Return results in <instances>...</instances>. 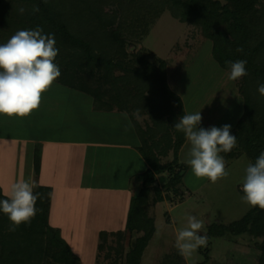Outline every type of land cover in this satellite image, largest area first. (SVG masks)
Listing matches in <instances>:
<instances>
[{"label": "trees", "instance_id": "1", "mask_svg": "<svg viewBox=\"0 0 264 264\" xmlns=\"http://www.w3.org/2000/svg\"><path fill=\"white\" fill-rule=\"evenodd\" d=\"M37 6L39 11L33 12ZM20 8L25 11L21 13ZM167 8L183 21L202 27L205 37L213 40L214 57L222 67L230 70L226 61H247V75L238 80L244 112L233 132L238 146L254 163L264 152V97L257 91L264 83V0H0V44L19 30L42 27L45 34H54L59 49L54 63L61 76L56 80L93 95L96 109L128 112L135 120L139 148L149 166L141 174L142 184L127 218V229L142 233L131 240L126 261L121 264H141L157 231L150 203L167 198L164 189L155 185L158 175L169 172L167 188L178 194L189 167L179 159L187 139L174 128L187 110L181 95L168 82V61L156 65L128 48L129 42L143 40L150 33ZM238 48L243 51L238 52ZM136 109H140L142 120L133 116ZM171 152L173 159L164 162L162 157ZM223 155L232 158L239 152L234 147ZM35 193H39L37 213L30 225L21 224L15 232L9 231L11 221L0 212V264H50V253L63 264H83L72 247L57 236L58 231L49 227L50 187L36 184ZM263 211L251 207L242 218L222 224V231L217 232L213 225L208 233L239 234L248 231L252 223L264 227ZM42 215L46 216L44 222ZM38 238L42 239L40 247L33 252L31 247ZM260 247L259 264H264V240ZM200 250L204 259L199 264H207L211 251L209 247ZM180 264L188 262L184 259Z\"/></svg>", "mask_w": 264, "mask_h": 264}, {"label": "rangeland", "instance_id": "2", "mask_svg": "<svg viewBox=\"0 0 264 264\" xmlns=\"http://www.w3.org/2000/svg\"><path fill=\"white\" fill-rule=\"evenodd\" d=\"M128 48L132 53L144 54L156 65H159L161 60L168 61V82L172 89L184 92L181 97L188 113L201 111L202 121L199 127L208 129L216 126L220 128L225 124H230L231 134L234 135V127L244 112V97L239 90V81L227 80L226 73L230 70L222 67L215 59L213 40L205 37L200 25L183 21L167 8L152 25L150 33L143 40L129 42ZM116 73L121 74L120 71H116ZM154 88L158 92L159 89ZM133 93H136L135 90ZM67 97H82L87 100L88 104L93 103L95 99L87 92L69 89L62 83L54 81L49 89L42 94L41 106L44 107V113H47V109L50 111L52 104L62 105L67 101L65 100L68 99ZM107 111L109 110H104V112ZM116 113L118 112L114 110L113 114H108L111 117L105 121V129L125 131L129 120H131L133 127L128 128V131L137 130L136 140L139 139L140 134L137 126L135 128L133 124L134 118L128 112H126L128 119L122 116V113L125 112L120 113L117 118L113 116ZM142 116L140 115V120L143 119ZM113 124L114 126H112ZM9 125L8 123L5 129L8 130ZM0 133L3 132L0 131ZM186 141L187 143H184L180 152V157L183 160L187 158L191 147L189 141ZM5 145L8 149L11 144L6 141ZM6 147L0 146V149H6ZM236 150L239 155L232 158H225L223 153H220L225 159V168L229 174L215 184H212L207 178L197 179L189 166L185 171L184 183L179 186L183 190L176 194L172 189L167 188L169 172L158 175L155 185H160L164 189L167 198L157 204L150 203V213L155 215L157 231L146 248L141 264H180L185 258L179 255L174 247L176 233L179 229L186 227L187 217L190 215L203 221L204 226L199 234L206 235L208 238L207 245L204 247H209L211 257L207 264H259L263 252L260 246L264 240V227L252 223L248 231L239 234L226 231L224 235H218L215 234V230L211 234L208 233L213 225L217 232L222 231V224L228 225L242 218L251 208L250 205L242 201L241 197L244 195L242 185L246 175L245 170L252 160L238 146V143ZM8 154L13 160L15 159L13 150ZM30 154L31 152L29 156ZM3 156L7 157V152H4L3 155V151H0V167L2 160H5ZM171 159H173L172 152L162 157L164 162ZM23 163V167L18 162L17 167L12 166V168L7 163V169H2L6 173L0 183V199H4V193L10 192L12 185L19 180L31 178L35 185L39 184L35 181L36 171L39 170L38 166L37 168L33 166L31 159L28 162L24 160ZM4 165L6 166V163ZM143 165L142 161L135 160L134 174L136 176L140 175L138 172ZM99 166L100 169L108 172V169L101 165V161H97V170ZM115 169V167L110 169L111 175L108 177L107 175L103 176L107 179L110 187L114 188L108 190V197L101 195L103 191L101 192L100 189L103 186L99 180V183L92 186L93 188L97 187L95 190L82 187L83 185L79 184L77 188L75 187L76 191L73 189L68 191L70 195L66 193L67 190L57 192L58 194H54L56 199H53L49 204L47 213L49 227L58 231L57 236L62 237L72 247V250L81 257L83 264H118L122 261L125 263L131 240L142 233L126 229L131 204L129 193L132 192V188L130 190V186H127L129 191L125 189L123 192L122 188H118L121 185L124 186L125 182H123V177L117 175ZM21 173L22 175H20ZM137 181L139 183L135 195L138 194L141 187L142 177L137 178ZM72 187H74L73 183ZM111 191L114 194L118 192L117 196H113ZM73 194H75V202ZM41 220L42 222L46 221V216L42 215ZM100 222L111 223L123 231L114 233L101 231L98 233V229L102 228ZM41 241L42 239L38 238L37 244L31 247L33 252L38 250ZM209 241L212 242L211 245ZM45 243L48 244L47 239ZM34 255L36 256L34 260L37 261V253ZM113 256L115 257L113 258ZM48 259L50 264H63L54 259L53 253H50ZM202 259H204V255L199 248L192 257L187 259V262L188 264H199Z\"/></svg>", "mask_w": 264, "mask_h": 264}, {"label": "clouds", "instance_id": "3", "mask_svg": "<svg viewBox=\"0 0 264 264\" xmlns=\"http://www.w3.org/2000/svg\"><path fill=\"white\" fill-rule=\"evenodd\" d=\"M19 11L23 13L25 9L20 8ZM38 11V6L33 8V12ZM237 51L242 52L243 49L238 48ZM58 52L54 34H45L39 26L34 30H19L7 43L0 44V114L23 118L39 107L42 94L61 76L59 66L54 63ZM226 63L230 67L226 73L228 81L236 82L247 75L246 60ZM257 91L264 97V83L258 85ZM122 116L128 119L126 112ZM133 116L141 119L140 109H136ZM201 121V111L186 113L174 128L183 132L191 145L184 162L190 166L192 174L197 179L207 178L215 184L229 174L220 153L231 152L236 147L237 137L231 134L230 124L205 129L199 127ZM130 127H133L131 120L125 130ZM245 171L241 199L251 207L258 206L264 210V152ZM35 186L31 178L19 180L12 185L10 192L4 193L6 198L0 199V212L11 221L9 231L15 232L21 224H31L39 199V193L34 194ZM203 226L202 220L190 215L186 227L177 231L174 247L186 260L207 245V236L199 234Z\"/></svg>", "mask_w": 264, "mask_h": 264}, {"label": "crops", "instance_id": "4", "mask_svg": "<svg viewBox=\"0 0 264 264\" xmlns=\"http://www.w3.org/2000/svg\"><path fill=\"white\" fill-rule=\"evenodd\" d=\"M62 84L73 89L64 83ZM174 90L176 91V89ZM176 92L183 97L184 92ZM67 98L65 99L67 101L63 102L62 105L55 106L50 103L51 108L50 111L47 109V113H44V107L40 103L37 109L23 118L0 114V131L3 132L0 133V146L6 147V141L11 144L8 149L7 147L0 149L3 151V155L4 152H7V157L3 156L5 160H2L0 167V183L5 177L6 172L2 169H7V163L10 164L11 168L12 166L17 167L18 162L23 167V161L28 162L31 159L33 166L39 168L38 172L36 171L35 181L50 187L51 193H53L52 198L50 197V204L53 199H56L54 194H58L57 192L67 190L66 193H68L71 189L76 191L75 187L77 188L79 184H82V187L95 190L97 187L93 188L92 186L99 183V180L103 186L100 189L101 192L103 191L101 195L108 197V190L114 188L110 187L107 179L103 176L111 175L110 169L115 167L117 175L123 177V182H125L124 186L121 185L118 188H122L121 191L123 192L125 189L129 191L127 186H130L132 192L129 193V196L132 202L133 197L136 196V187L139 183L137 178H140L142 172L149 166L139 148L141 138L136 140L137 130H106L105 121L110 119L111 115L108 114H113V111L104 112V110L96 109L95 99L93 103L88 104L87 100L82 97ZM116 112L118 113L113 116L118 118L119 114L124 111ZM8 123L10 125L7 130L5 128H7ZM133 124L136 128L135 121ZM12 150L15 153L14 160L8 154ZM180 154L179 159L184 162L185 160L181 159ZM135 160L142 161L144 164L138 172L140 177L134 174ZM97 161H101V165L105 166L108 172L100 169V166L97 170ZM72 183L74 187H72ZM118 188L115 187L117 191H119ZM111 193L116 197L118 192L114 194L111 191ZM68 194L70 195V193ZM121 197L123 198V196ZM73 200L75 202V194H73ZM100 224L102 228L98 229V233L101 231L106 233L123 231L111 223L100 222Z\"/></svg>", "mask_w": 264, "mask_h": 264}]
</instances>
